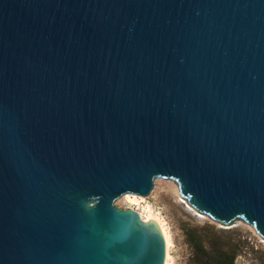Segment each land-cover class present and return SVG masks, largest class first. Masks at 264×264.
<instances>
[{
	"label": "water",
	"instance_id": "1",
	"mask_svg": "<svg viewBox=\"0 0 264 264\" xmlns=\"http://www.w3.org/2000/svg\"><path fill=\"white\" fill-rule=\"evenodd\" d=\"M157 177L264 238V0H0V264H165Z\"/></svg>",
	"mask_w": 264,
	"mask_h": 264
},
{
	"label": "rangeland",
	"instance_id": "2",
	"mask_svg": "<svg viewBox=\"0 0 264 264\" xmlns=\"http://www.w3.org/2000/svg\"><path fill=\"white\" fill-rule=\"evenodd\" d=\"M144 197L167 223L173 239L171 254L174 264H193L194 249L187 240V232L203 234L207 245L216 242L231 248L235 245L237 253L234 264H264V238L252 225L241 220L224 225L196 210L181 195L174 179L155 178L154 187ZM114 204L142 209L124 196L117 198Z\"/></svg>",
	"mask_w": 264,
	"mask_h": 264
},
{
	"label": "trees",
	"instance_id": "3",
	"mask_svg": "<svg viewBox=\"0 0 264 264\" xmlns=\"http://www.w3.org/2000/svg\"><path fill=\"white\" fill-rule=\"evenodd\" d=\"M187 240L193 246V264H234L236 246H220L217 242L206 244L203 234L187 232Z\"/></svg>",
	"mask_w": 264,
	"mask_h": 264
},
{
	"label": "bare ground",
	"instance_id": "4",
	"mask_svg": "<svg viewBox=\"0 0 264 264\" xmlns=\"http://www.w3.org/2000/svg\"><path fill=\"white\" fill-rule=\"evenodd\" d=\"M123 196L127 198L130 202H132L133 204H138L142 207V209L140 207L138 208L132 207V208L137 210L144 220L147 221L149 219H154L158 223V225L161 228V231L163 232V235L166 241L165 264H174V258L171 254V249L173 246V239H172V235L170 233V230L168 229L165 219L158 212L154 210L153 206L149 202H147L144 196L138 195L135 193H126Z\"/></svg>",
	"mask_w": 264,
	"mask_h": 264
}]
</instances>
